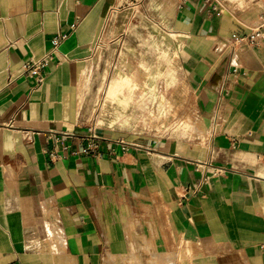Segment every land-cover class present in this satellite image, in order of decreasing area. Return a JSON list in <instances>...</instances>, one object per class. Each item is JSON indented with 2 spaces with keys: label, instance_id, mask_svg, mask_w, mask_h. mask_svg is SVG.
Returning <instances> with one entry per match:
<instances>
[{
  "label": "crops",
  "instance_id": "1",
  "mask_svg": "<svg viewBox=\"0 0 264 264\" xmlns=\"http://www.w3.org/2000/svg\"><path fill=\"white\" fill-rule=\"evenodd\" d=\"M118 1L0 0V264H264V43L229 44L264 0L175 2L199 142L95 125L82 82Z\"/></svg>",
  "mask_w": 264,
  "mask_h": 264
},
{
  "label": "rangeland",
  "instance_id": "2",
  "mask_svg": "<svg viewBox=\"0 0 264 264\" xmlns=\"http://www.w3.org/2000/svg\"><path fill=\"white\" fill-rule=\"evenodd\" d=\"M175 2L119 0L105 17L82 82L95 125L191 142L209 137L172 33Z\"/></svg>",
  "mask_w": 264,
  "mask_h": 264
},
{
  "label": "built area",
  "instance_id": "3",
  "mask_svg": "<svg viewBox=\"0 0 264 264\" xmlns=\"http://www.w3.org/2000/svg\"><path fill=\"white\" fill-rule=\"evenodd\" d=\"M264 2V1H263ZM264 43V12L260 15L258 25L251 32L240 35L233 34L229 39L231 47L249 46V47H260ZM42 68L41 63H33L27 66V71L30 75H36ZM240 69L238 67L233 68V74L239 76ZM42 79H40V82ZM88 141V147L85 152H94L98 145V136L95 132V127L88 128V135L86 137Z\"/></svg>",
  "mask_w": 264,
  "mask_h": 264
}]
</instances>
